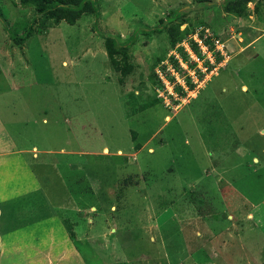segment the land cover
Segmentation results:
<instances>
[{"label":"rangeland","instance_id":"obj_1","mask_svg":"<svg viewBox=\"0 0 264 264\" xmlns=\"http://www.w3.org/2000/svg\"><path fill=\"white\" fill-rule=\"evenodd\" d=\"M222 1L95 0L96 17L15 45L4 26L20 33L33 10L0 0V117L86 264H264V0L243 16ZM178 22L222 43L219 61L188 68L165 32ZM132 33L119 82L103 38Z\"/></svg>","mask_w":264,"mask_h":264},{"label":"crops","instance_id":"obj_2","mask_svg":"<svg viewBox=\"0 0 264 264\" xmlns=\"http://www.w3.org/2000/svg\"><path fill=\"white\" fill-rule=\"evenodd\" d=\"M27 153L0 117V264H86L67 236ZM225 182L224 187L233 183Z\"/></svg>","mask_w":264,"mask_h":264},{"label":"trees","instance_id":"obj_3","mask_svg":"<svg viewBox=\"0 0 264 264\" xmlns=\"http://www.w3.org/2000/svg\"><path fill=\"white\" fill-rule=\"evenodd\" d=\"M20 4L29 6L33 10V16L28 20L25 26L19 32H10L6 26L8 37L15 45L22 44L27 38L31 36L34 31L39 32L42 28L50 27L57 25L60 21H63L67 24H73L79 17L83 14H91L93 16L98 15V7L95 3V0H18ZM203 6H207L209 0H197ZM251 0H223L221 7L224 12L229 13L234 16H243L246 14V4ZM167 13V18L170 14ZM169 14V15H168ZM159 25L157 27L149 29H141L142 34L149 33H160L162 29V24L164 25V19H158ZM181 23L170 24L165 27V32L168 37V42L171 47H175L178 43L185 40L187 46L191 53L200 58V48L198 44L187 35L186 25L180 29ZM190 33V32H189ZM188 33V34H189ZM201 37V42L204 44L209 51L212 52L214 62H218L220 55L218 51H213V46L211 41L207 38H202V35H197ZM199 37V39H200ZM135 35L132 33L128 38L124 39L123 43H117L116 39L113 36H104L103 38V48L109 66L112 71L117 72V80L120 82L123 78L131 71L132 64L128 61L127 55L124 52V45H130L134 41ZM178 52L181 50V47H176ZM118 53H121L119 58L116 57ZM182 54V53H181ZM181 60L187 65L188 68H191L193 65L189 62L188 54L186 56H181ZM186 82V81H185ZM187 87L192 89L193 84L186 82ZM180 87V86H179ZM181 88V87H180ZM179 88V89H180ZM157 102V99H152L150 103L153 105ZM145 107H141L143 109ZM134 133H131L133 136ZM60 222L69 237V239H74L73 224L68 218L60 217Z\"/></svg>","mask_w":264,"mask_h":264},{"label":"built area","instance_id":"obj_4","mask_svg":"<svg viewBox=\"0 0 264 264\" xmlns=\"http://www.w3.org/2000/svg\"><path fill=\"white\" fill-rule=\"evenodd\" d=\"M196 34H194V35H192L191 36V38L198 44V47L200 48V51L202 52V53H205V52H207L208 53V60H209V55H212V52L211 51H209L208 49H207V47L204 45V44H202V42L200 41V39L198 38V39H196ZM214 42V47H215V51H218V53H222V48H223V44L222 43H218V41L217 40H215V41H213ZM181 43H184V46H183V48L185 49V51L187 52V54H188V56L193 60H195V61H197V56H195L193 53L191 54L190 53V50H188L189 48H188V46H187V43L185 42V40H183V41H181ZM183 45V44H182ZM211 53V54H210ZM173 56H175L174 58H176V60H177V56L178 55H173ZM178 61L181 63L182 61L180 60V59H178ZM185 69H186V65H185ZM194 71V70H193ZM187 72H189V71H187ZM155 73H156V75H157V77H158V79L160 80V84L161 85H163L164 86V89H166L167 90V92L168 93H172L171 92V90H172V88H173V82L171 81L170 82V80L168 81V78H166V77H164V76H162V72L159 70V69H156L155 70ZM191 76V75H190ZM177 84H178V86H180L181 88H184V83L185 82H183V81H175ZM192 82H196V80H193ZM186 84V83H185ZM173 95H175V93L173 94ZM158 96H159V94H158Z\"/></svg>","mask_w":264,"mask_h":264}]
</instances>
